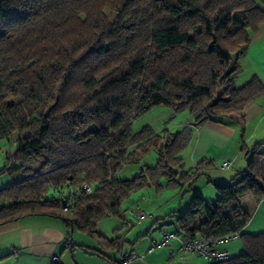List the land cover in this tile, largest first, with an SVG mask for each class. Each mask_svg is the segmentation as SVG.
I'll return each mask as SVG.
<instances>
[{"label":"trees","instance_id":"trees-1","mask_svg":"<svg viewBox=\"0 0 264 264\" xmlns=\"http://www.w3.org/2000/svg\"><path fill=\"white\" fill-rule=\"evenodd\" d=\"M261 22L264 0H0V142L21 133L4 167L20 179L0 190V225L52 216L66 223L63 250L74 247L70 222L109 248L120 246L119 237L97 232L101 219L122 217V201L144 186L160 187L158 176L169 185L194 182L206 162L179 172L191 131L156 134L146 125L133 132V117L156 105L188 110L194 126L241 114L264 94V83L253 76L235 87L232 65ZM219 88L223 97L214 99ZM262 144L247 151L237 181L215 183L214 202L195 194L175 218L182 236L239 232L243 252L209 264H264V232L240 233L249 220L242 197L264 198ZM150 150L158 153L155 167L117 178ZM83 182L93 193L67 198ZM49 188L66 193L45 198Z\"/></svg>","mask_w":264,"mask_h":264},{"label":"crops","instance_id":"crops-1","mask_svg":"<svg viewBox=\"0 0 264 264\" xmlns=\"http://www.w3.org/2000/svg\"><path fill=\"white\" fill-rule=\"evenodd\" d=\"M233 62L231 74L234 76V85L238 80L246 83L253 76L258 77L264 83V22L259 24L257 31L250 34V43L244 54L235 58ZM232 116L231 119H223L222 122L209 120L200 126L191 124L193 120L191 116L187 118L190 120H187L186 124H183L181 129L178 130L181 131L186 127L191 131V137L187 145L179 153L183 165L186 159H188L191 162L189 168L192 169L193 164L205 159V157H212L218 160L221 156H228L230 157V159L228 158L229 160L224 159V161L230 162V166L227 169L231 167L233 172H246L247 152L244 153L243 150L240 151L238 148L230 154L227 151L229 144L234 142V137L238 136L239 127L241 128L242 134L240 136L244 146H247L253 138L251 134L246 136L247 119L256 120L255 130L264 122V94L248 101L244 105L241 114L234 113ZM262 162H264V156L260 158V164ZM159 181L158 177V184L160 183ZM159 185L161 186V183ZM165 185L167 187H175L176 189L180 187L178 185H169L168 183ZM180 194L181 192L178 193L176 191L162 205V207H167L165 209L166 216L172 217L174 221L176 216L184 209L181 205L189 204L188 202L184 203L183 199L180 201ZM176 206H178L177 209L175 208ZM158 209L151 208L150 215L154 216L158 212ZM124 216L125 213L122 214V218ZM123 219L113 226L111 232L99 233L97 231L108 239L119 237L121 240L120 246L116 248L106 247L110 250L109 254L116 252L114 255L107 256L109 264L119 259L123 254L131 251L141 255L142 258L135 259L129 264H209L208 261L204 263L205 260L201 259L197 254H182L179 251L178 240H172L164 247H156L150 250L151 245L155 241H158L163 233L176 230L175 222L173 230L159 227L160 232L153 234L151 230L154 227H152L146 234L140 232L136 234V238L129 240L127 238L129 234L128 227H125V224L128 225V223L125 218ZM154 224H156L155 221ZM119 225L122 226L119 228ZM247 227L246 225L240 233L245 232ZM66 232V223L62 219L44 215L25 216L0 225V257H7L0 264H6V262L10 261L12 264L13 262L17 264H53L60 251H63ZM226 249L230 253L227 247Z\"/></svg>","mask_w":264,"mask_h":264},{"label":"rangeland","instance_id":"rangeland-1","mask_svg":"<svg viewBox=\"0 0 264 264\" xmlns=\"http://www.w3.org/2000/svg\"><path fill=\"white\" fill-rule=\"evenodd\" d=\"M105 12L109 20L112 21L114 18V13L109 11L108 9H106ZM244 84L245 83L241 82V80H238L235 84V87L239 88ZM218 97H223L222 88L217 89L214 99ZM189 115L190 114L188 110L176 112L171 107L156 105L151 107L145 113L135 118L133 117L131 130L133 132H137L143 126L147 125L150 126L156 134H163L164 130H167L170 133H175L179 129H181L183 124H186L187 120H190L187 119L190 117ZM255 124L256 120L247 119L246 136H249L250 134L253 136L247 146H244V143L240 136L242 134L241 128H238V136L234 137V142H231L229 144V149L227 151L228 154L232 153L237 148L240 151L243 150L244 153H246L248 150H251L255 146V144L264 141V122L261 123V126L257 130H255ZM20 134L21 133L19 132H14L12 133L9 140L5 139L0 142V190L13 183L15 180L20 179V174L18 172L12 171L10 169L4 171V167L8 162L7 157L14 154L16 151L17 137ZM259 151L264 154V144H262ZM228 158L230 159V157L228 156H221L220 159L216 160L212 157H205V159L202 160H205L206 162L200 166V175L194 182H190V180H186L188 182H181V179L175 176V178L182 183V185L177 189L175 187H167L165 185L167 183L166 177L158 176L160 180L159 182L161 183L160 187H157L156 185L145 186L144 188L135 190L131 194H129V196L122 201L123 203L121 205V213H125V216L123 218H125L128 223V225L125 224V227H128L129 233L127 238L129 240H133L134 238H136V234L140 232H142V234H146V232L152 227H154V229L151 230L153 234H158L160 232L159 227L166 230H173L175 221L172 217L166 216L165 209L167 207H162V205L166 200L174 195L176 191L178 193L181 192L180 201H182L183 199L184 203H189L195 194L201 195L207 202H214L218 196L217 190L215 188V183L224 184L235 182L244 173L233 172L231 170V167L229 169L221 168V162L224 161V159L229 160ZM157 161V151L150 150L149 152L144 154L138 160V162L124 164V166L117 173V178L119 180L132 178L144 166L155 167L157 165ZM185 162L184 165L183 163H181L180 169L178 170L179 172L190 170V160L186 159ZM196 165L197 163L193 164L192 169L196 167ZM259 180L264 181V162L261 163ZM92 187L94 188L93 185ZM63 193H66V188L60 190L49 188L44 197H60ZM242 204L249 214V220L247 223L248 227L246 228L245 232L250 234L264 232V198L258 200L252 193L249 192L242 197ZM187 205L188 204L186 203V205L183 206L182 204L181 206L185 209ZM151 208H159L158 212L154 216L150 215L149 213ZM175 208L177 209L178 206H176ZM138 209H142L146 213V217L141 219L140 221H138L132 214V210L137 211ZM123 218L113 215L106 216L98 222V226L96 229L99 233H104L107 231L111 232L113 226L119 221L124 220ZM154 221L156 222V224H154ZM121 226L119 225V228ZM173 232H176V230ZM71 239L72 244L74 245L73 249L68 247L63 251H60V253L57 255L60 264H109V259L107 258V256H111L116 253L114 252L113 254H109L110 250L106 248L107 245L105 243H99L84 232L76 229H73V231L71 232ZM225 246L230 250V254L233 257L239 255L240 252H243L241 238L239 237L228 241ZM5 258L1 259L0 262ZM200 258L205 260L203 257ZM204 263H206V260ZM6 264H12V262H6ZM13 264L17 263L13 262Z\"/></svg>","mask_w":264,"mask_h":264},{"label":"built area","instance_id":"built-area-1","mask_svg":"<svg viewBox=\"0 0 264 264\" xmlns=\"http://www.w3.org/2000/svg\"><path fill=\"white\" fill-rule=\"evenodd\" d=\"M230 166L229 161H223L220 165L221 168L227 169ZM75 193H84L86 195H90L93 193L92 185L88 183H81L76 185L75 187H71L67 190V198H70V195H74ZM72 201H68L65 203L62 208L64 211L68 210L69 205ZM132 214L136 217L138 221L146 217V213L142 210L133 211ZM239 237V232H231L224 236L216 237V238H206L203 236H195V237H187L182 236L177 232H165L161 236L159 241H155L150 250L156 247L166 246L172 240L179 241V251L182 254L191 253L197 254L200 257H203L206 261H226L229 260L232 256L229 251L225 248V244L233 239ZM142 256L137 253L131 251L123 254L119 259L113 261L111 264H129L131 261L135 259H141Z\"/></svg>","mask_w":264,"mask_h":264},{"label":"water","instance_id":"water-1","mask_svg":"<svg viewBox=\"0 0 264 264\" xmlns=\"http://www.w3.org/2000/svg\"><path fill=\"white\" fill-rule=\"evenodd\" d=\"M73 225L72 223L70 222V239H69V242L71 243L72 242V239H71V232L73 231ZM70 248H71V245H70Z\"/></svg>","mask_w":264,"mask_h":264}]
</instances>
